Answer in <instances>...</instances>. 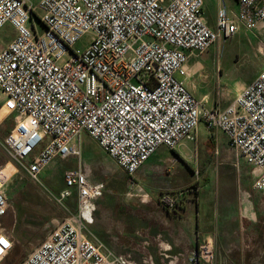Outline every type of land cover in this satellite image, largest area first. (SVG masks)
I'll use <instances>...</instances> for the list:
<instances>
[{"label": "built area", "instance_id": "built-area-1", "mask_svg": "<svg viewBox=\"0 0 264 264\" xmlns=\"http://www.w3.org/2000/svg\"><path fill=\"white\" fill-rule=\"evenodd\" d=\"M235 13L217 11L216 26L204 15V0H0V31L12 39L0 45V126L16 113L0 136V264L14 242L3 220L11 206L10 178L18 167L40 182L57 158H79L66 169V198L78 191V207L58 221L20 264H131L105 247L93 233L96 200L105 183L83 167L85 136L131 176L161 146L176 148L198 137L204 122L220 130L254 175L264 199V69L224 105L205 104L178 74L190 75L191 54L200 55L240 27L264 31V0H236ZM40 21L41 30L36 24ZM85 35L90 40L76 48ZM5 158H4V157ZM11 161L16 171L1 173ZM180 194L165 191L159 201L170 210ZM212 240L188 256V264H212Z\"/></svg>", "mask_w": 264, "mask_h": 264}, {"label": "rangeland", "instance_id": "rangeland-1", "mask_svg": "<svg viewBox=\"0 0 264 264\" xmlns=\"http://www.w3.org/2000/svg\"><path fill=\"white\" fill-rule=\"evenodd\" d=\"M31 1L36 4L39 0ZM209 1L210 7L216 9L215 2ZM226 7L233 13L237 11L235 0ZM36 24L41 30L38 18ZM12 37V28L3 29L0 31V45H6ZM89 40V35H85L76 48H84ZM201 55L206 67L193 69L196 73L192 71L190 77L192 84L197 85L202 96L207 95L205 104L222 107L230 103L235 95L242 91L244 85L264 69V31L259 28L252 30L241 26L239 32L233 37L222 38L199 56H194V59H199ZM178 77L183 78L180 74ZM15 116L16 113L9 115L0 126L1 138L8 134L14 124ZM198 131L202 135H198L193 140H186L190 142V146L183 150L185 155L189 151L197 154L199 162L195 168V180L191 179L188 184L166 191L190 194L194 208L203 210L207 218L213 220V215L218 210L222 211L225 207L231 206L232 199H238L240 190L244 188V182L249 185L253 183L254 175L251 167L243 159H240L238 163L234 149L220 130L209 129L204 122H201ZM9 162L10 168L14 169L15 164ZM82 164L89 171L91 179L105 183L104 196L121 192L112 200L115 202L114 212L119 206L122 191H125L128 196L148 198L137 183L126 176L118 163L89 136L84 142ZM78 165L77 157H70L67 160L57 158L41 174H38L40 182L32 179L24 169L18 167V173L16 172L9 180L8 195L11 206L3 220L5 230L14 242L6 258V264H20L48 236L58 221L76 211L77 188H73L72 194L66 198L61 197V192L67 189L64 180L65 170L76 168ZM5 176L7 178L11 175L6 173ZM178 179H181L182 184L185 183V179L181 176ZM243 197L247 200L248 197L251 199L253 196L250 198V195L246 194ZM179 202L182 204L183 200ZM257 205L256 212H258L254 225L243 217V221L234 223L233 228L243 227L242 234L247 237V240L258 241L259 244L264 245L263 197ZM104 212L102 207L101 213Z\"/></svg>", "mask_w": 264, "mask_h": 264}, {"label": "crops", "instance_id": "crops-1", "mask_svg": "<svg viewBox=\"0 0 264 264\" xmlns=\"http://www.w3.org/2000/svg\"><path fill=\"white\" fill-rule=\"evenodd\" d=\"M213 1L216 9L210 7L209 0H204V15L215 27L218 8L234 3V0ZM194 56L199 55L191 54L187 62L190 75L181 79L199 99H207V95L202 96L197 85L192 84L190 79L192 71L196 73L193 70L195 67H206L202 55L199 59H194ZM188 146L190 142L186 140L174 149L161 146L136 171L135 183L148 198L128 196L122 191L115 212V202L112 200L121 192L98 198L95 222L91 226L93 233L105 247L116 255L125 256L131 264H188V256L192 250L207 239L214 243L215 260L212 264H264V245L247 240L242 234L243 227L233 228V224L243 221V217L248 222L251 221V225L255 224L257 204L260 203L262 194L253 188V183L249 185L244 182L238 199H232L231 206L212 214L213 220L208 219L203 210L194 208L190 194H180L183 196L179 201L183 202H179L175 210L168 209L159 201L166 190H174L188 184L191 179L195 180V168L199 161L196 153H183ZM179 176L185 179V183L180 182ZM246 194L253 197L246 200L243 197ZM102 207L104 213H101Z\"/></svg>", "mask_w": 264, "mask_h": 264}, {"label": "bare ground", "instance_id": "bare-ground-1", "mask_svg": "<svg viewBox=\"0 0 264 264\" xmlns=\"http://www.w3.org/2000/svg\"><path fill=\"white\" fill-rule=\"evenodd\" d=\"M9 113V111L8 110H6V109H3V110H1V112H0V116H5L6 114H8ZM15 171H16V167H14V169L12 168H10V162L8 161L7 163H6V165H5V167L3 168V171H2V175L4 176V177H6L5 175H6V173H8L9 175H13L14 173H15ZM18 173V172H17ZM19 175V174H18Z\"/></svg>", "mask_w": 264, "mask_h": 264}, {"label": "snow or ice", "instance_id": "snow-or-ice-1", "mask_svg": "<svg viewBox=\"0 0 264 264\" xmlns=\"http://www.w3.org/2000/svg\"><path fill=\"white\" fill-rule=\"evenodd\" d=\"M0 243L6 244L7 242L4 241L2 238H0ZM0 251H2V250H0Z\"/></svg>", "mask_w": 264, "mask_h": 264}, {"label": "trees", "instance_id": "trees-1", "mask_svg": "<svg viewBox=\"0 0 264 264\" xmlns=\"http://www.w3.org/2000/svg\"><path fill=\"white\" fill-rule=\"evenodd\" d=\"M126 173V172H125ZM126 176H128V178H131V176L129 174L126 173ZM164 193V192H163ZM165 206V205H164ZM167 207V206H165ZM168 208V207H167ZM169 209V208H168Z\"/></svg>", "mask_w": 264, "mask_h": 264}]
</instances>
